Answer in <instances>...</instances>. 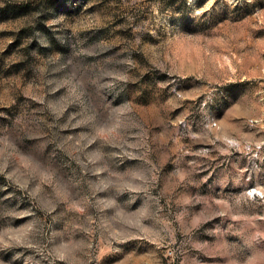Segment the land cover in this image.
<instances>
[{"label":"rangeland","instance_id":"rangeland-1","mask_svg":"<svg viewBox=\"0 0 264 264\" xmlns=\"http://www.w3.org/2000/svg\"><path fill=\"white\" fill-rule=\"evenodd\" d=\"M0 264H264V0H0Z\"/></svg>","mask_w":264,"mask_h":264}]
</instances>
